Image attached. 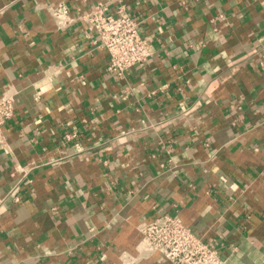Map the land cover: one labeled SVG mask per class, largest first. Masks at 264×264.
<instances>
[{"label":"crops","instance_id":"1","mask_svg":"<svg viewBox=\"0 0 264 264\" xmlns=\"http://www.w3.org/2000/svg\"><path fill=\"white\" fill-rule=\"evenodd\" d=\"M59 1L0 0V264H119L161 211L264 264V0H66L140 20L153 54L123 77Z\"/></svg>","mask_w":264,"mask_h":264},{"label":"built area","instance_id":"2","mask_svg":"<svg viewBox=\"0 0 264 264\" xmlns=\"http://www.w3.org/2000/svg\"><path fill=\"white\" fill-rule=\"evenodd\" d=\"M107 8L105 3H96L76 15L66 0L48 6L53 19L62 26L81 19L88 28V35H96L94 43L107 49L108 69L123 77L132 65L151 57L154 45L150 37L142 35L140 20L124 5L118 8L117 15L108 13ZM15 111L14 98L4 93L0 97V144L4 146L5 127ZM74 136L75 133L66 135L68 139ZM15 199L19 201L20 196ZM137 227L140 232L137 253L124 251L119 264H136L155 254H161L171 264H225L216 244L206 241L177 212L161 211L141 220Z\"/></svg>","mask_w":264,"mask_h":264}]
</instances>
